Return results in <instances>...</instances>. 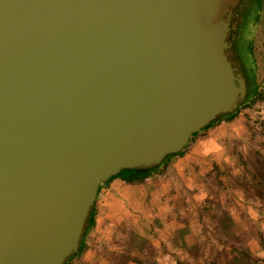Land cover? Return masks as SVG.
<instances>
[{
	"label": "water",
	"instance_id": "95a60500",
	"mask_svg": "<svg viewBox=\"0 0 264 264\" xmlns=\"http://www.w3.org/2000/svg\"><path fill=\"white\" fill-rule=\"evenodd\" d=\"M240 0H0V264H64L99 186L235 110Z\"/></svg>",
	"mask_w": 264,
	"mask_h": 264
},
{
	"label": "rangeland",
	"instance_id": "374dc122",
	"mask_svg": "<svg viewBox=\"0 0 264 264\" xmlns=\"http://www.w3.org/2000/svg\"><path fill=\"white\" fill-rule=\"evenodd\" d=\"M244 8L228 39L243 44L261 96L197 131L124 197L101 184L85 247L68 264H264V11Z\"/></svg>",
	"mask_w": 264,
	"mask_h": 264
},
{
	"label": "trees",
	"instance_id": "16d2710c",
	"mask_svg": "<svg viewBox=\"0 0 264 264\" xmlns=\"http://www.w3.org/2000/svg\"><path fill=\"white\" fill-rule=\"evenodd\" d=\"M251 4H253V9H254V10L253 9L251 10V11H253L251 14L255 15V17L257 15V13L259 14L260 11H264V0H251V1L250 0H240L239 4L233 9V14H232V18H231V34L234 31L233 23L238 21V30H239L241 24L247 20L248 15H250V14H249V11L244 10L245 9L244 6L248 5V7H249ZM231 41H232V49H234L238 55V65H237L238 71H240L242 73L243 77L245 78V80H247L249 82L246 96L243 99H241L239 102V105H241L243 103V101H245L251 97L261 96V92L258 89V85L256 83V73L254 71L253 66L247 65V57H246L245 53H243V51H244L243 44L241 43V41L239 39H233ZM237 109H238V107L235 110H233L232 112L219 115L216 119L211 121L205 127L209 128L214 122H216L217 120H219L223 117L228 118V119L232 118L234 116L235 112L237 111ZM198 133H196V132L193 133L191 138L194 139ZM187 145H188V143L185 145V147L181 151H179L177 153L169 154L166 157L181 153L184 149H186ZM163 160L160 164L155 165V166L150 167V168H142V169H140V168H125V169H122L118 174L111 176L104 183L108 182L109 180H111L114 177H121L122 179H124L126 182H129V183L143 182V181L149 179L153 172L158 170V168L163 164ZM100 187H101V185L99 186V188ZM94 213L95 212H94V205H93V208H92V210H91V212L87 218L85 229H87V227H90L93 224ZM85 229H84V232H85ZM84 232H83V234H84ZM84 246L85 245L83 243V235H82L78 251L76 253L72 254L69 258H67V260L75 257L80 251H82Z\"/></svg>",
	"mask_w": 264,
	"mask_h": 264
},
{
	"label": "crops",
	"instance_id": "0c3cea01",
	"mask_svg": "<svg viewBox=\"0 0 264 264\" xmlns=\"http://www.w3.org/2000/svg\"><path fill=\"white\" fill-rule=\"evenodd\" d=\"M191 149L192 150L190 151V156H191V154L199 156L198 154L200 153V150H201V144L197 143ZM182 153L183 152H181V154ZM175 155H178V154H175ZM177 159L180 160L179 157H177ZM179 163H180V161H179ZM171 173H173V172H171ZM174 174H176V173H174ZM105 184H106L107 189H106L104 196L109 197V195H115V193H117V194H120L124 197L125 195H127L126 193L130 190L132 185L141 184V182L140 183H129V182H126L121 177H114L102 185H105ZM102 185H101V187H102ZM101 187H100V189H101ZM103 208H105V206H103ZM94 212H95V209H94ZM102 212H103V210H102Z\"/></svg>",
	"mask_w": 264,
	"mask_h": 264
},
{
	"label": "flooded vegetation",
	"instance_id": "af4514ba",
	"mask_svg": "<svg viewBox=\"0 0 264 264\" xmlns=\"http://www.w3.org/2000/svg\"><path fill=\"white\" fill-rule=\"evenodd\" d=\"M230 34H231V30H230V33H229V35H228V37H230ZM230 41H231V39H230ZM232 42V41H231ZM232 48V46L228 49V51L230 50ZM248 81L246 80V85H247V90H248Z\"/></svg>",
	"mask_w": 264,
	"mask_h": 264
}]
</instances>
